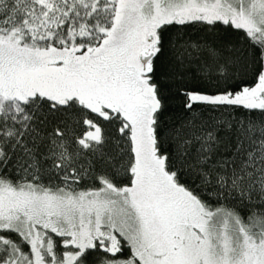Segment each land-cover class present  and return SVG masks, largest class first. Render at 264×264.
<instances>
[{"label": "snow or ice", "instance_id": "6c2138e0", "mask_svg": "<svg viewBox=\"0 0 264 264\" xmlns=\"http://www.w3.org/2000/svg\"><path fill=\"white\" fill-rule=\"evenodd\" d=\"M0 264H264V0H0Z\"/></svg>", "mask_w": 264, "mask_h": 264}]
</instances>
